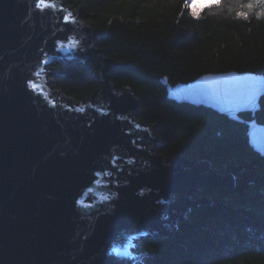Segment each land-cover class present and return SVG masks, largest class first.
<instances>
[{
	"label": "water",
	"instance_id": "95a60500",
	"mask_svg": "<svg viewBox=\"0 0 264 264\" xmlns=\"http://www.w3.org/2000/svg\"><path fill=\"white\" fill-rule=\"evenodd\" d=\"M102 35L62 0H0V264H144L137 240L169 237L209 203L199 190L234 186L208 162L155 154L154 129L133 118L139 101L110 81L119 64L95 47ZM60 61L99 63V95L76 102L53 90L47 70ZM160 82L169 100L244 124L264 157L263 74Z\"/></svg>",
	"mask_w": 264,
	"mask_h": 264
},
{
	"label": "trees",
	"instance_id": "16d2710c",
	"mask_svg": "<svg viewBox=\"0 0 264 264\" xmlns=\"http://www.w3.org/2000/svg\"><path fill=\"white\" fill-rule=\"evenodd\" d=\"M62 1L84 24L104 32L95 47L119 64L108 72L110 81L139 101L133 118L154 129L155 154L205 161L234 177L233 188L199 190L209 203L191 208L169 237L139 241L144 264H264V157L249 146L247 127L209 108L169 100L160 82L264 75V5L221 0L194 16L190 0ZM51 68L52 88L64 97L82 102L99 95L97 63L86 69L60 61ZM260 107L256 118L264 125V97Z\"/></svg>",
	"mask_w": 264,
	"mask_h": 264
},
{
	"label": "rangeland",
	"instance_id": "374dc122",
	"mask_svg": "<svg viewBox=\"0 0 264 264\" xmlns=\"http://www.w3.org/2000/svg\"><path fill=\"white\" fill-rule=\"evenodd\" d=\"M256 6H259L260 4L263 6L264 5V0H256ZM207 3V0H190L189 1V6H190V11L191 13L194 15V16H197L198 13L201 11V9L203 7H205V4ZM195 9V10H194ZM253 10V9H251ZM55 73L54 70H52L51 66L49 67V69L47 70V75H48V79H49V82L51 84V87H52V77H53V74ZM53 89V88H52ZM94 100V99H93ZM71 101V100H70ZM140 142V146H143V143L147 144L150 142V140H145V139H142ZM151 145H154L155 141H151L150 142ZM120 163H123V162H120ZM141 170H146V168L144 167V169L141 168ZM179 198L178 196H173V199H177ZM136 243L138 244V240L136 241ZM138 251H140L139 248H137ZM132 253H137L136 250H132Z\"/></svg>",
	"mask_w": 264,
	"mask_h": 264
},
{
	"label": "snow or ice",
	"instance_id": "6c2138e0",
	"mask_svg": "<svg viewBox=\"0 0 264 264\" xmlns=\"http://www.w3.org/2000/svg\"><path fill=\"white\" fill-rule=\"evenodd\" d=\"M221 0H207L206 7H212L213 5H219ZM195 10V9H194Z\"/></svg>",
	"mask_w": 264,
	"mask_h": 264
},
{
	"label": "flooded vegetation",
	"instance_id": "af4514ba",
	"mask_svg": "<svg viewBox=\"0 0 264 264\" xmlns=\"http://www.w3.org/2000/svg\"><path fill=\"white\" fill-rule=\"evenodd\" d=\"M94 63H96V62H94ZM98 65H99V63H97Z\"/></svg>",
	"mask_w": 264,
	"mask_h": 264
}]
</instances>
